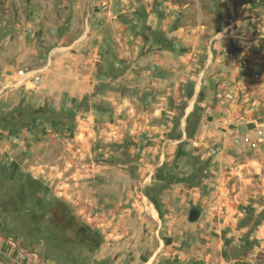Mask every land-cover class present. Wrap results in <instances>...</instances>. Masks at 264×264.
<instances>
[{
  "label": "rangeland",
  "instance_id": "374dc122",
  "mask_svg": "<svg viewBox=\"0 0 264 264\" xmlns=\"http://www.w3.org/2000/svg\"><path fill=\"white\" fill-rule=\"evenodd\" d=\"M157 20V30L190 38L158 88L159 96L174 89V98L154 113L149 95L133 98L149 79L139 73L149 67ZM240 50L254 53L253 62H240ZM231 58L247 65L243 85L256 101L252 118L222 134L207 96L218 65ZM122 63L132 65L125 74L117 72ZM142 108L154 114L135 130ZM182 185L191 189L190 211L177 207L171 221L156 205L144 264H220L215 255L223 264H264V0H0L2 235L43 264H143L133 260L134 246L113 241L135 236L141 198L146 211L149 200ZM194 193L224 195L225 205L236 203L235 193L248 199L235 229L221 231L222 247L211 244Z\"/></svg>",
  "mask_w": 264,
  "mask_h": 264
},
{
  "label": "crops",
  "instance_id": "0c3cea01",
  "mask_svg": "<svg viewBox=\"0 0 264 264\" xmlns=\"http://www.w3.org/2000/svg\"><path fill=\"white\" fill-rule=\"evenodd\" d=\"M152 24V23H151ZM158 20L155 23L153 21V24L150 26V32L151 35L154 34V38L152 37L150 39V44L146 45V51H147V57L146 60L149 67H144L141 69L140 75L148 73V81H144L142 87L138 88L139 92L138 94L133 98L136 102L145 103L146 97L149 95L150 103L153 107L154 113H157L159 108L158 102L165 103L166 101L171 100L174 98V89H172V92L168 91V94H162V96L158 95V88L163 81V78L168 75V70H173V56L174 54L178 53V49L181 50V53L184 55L186 53V50H188V41L190 38V35L188 32L179 31V30H173L170 27L164 28V31L162 32L158 29ZM148 32V31H146ZM161 32V35L158 36L157 34ZM159 39V40H158ZM188 40V41H187ZM176 43V44H175ZM102 46V45H101ZM99 49L93 48L94 55H97ZM248 50V49H247ZM239 59L240 62H247L249 60H252L255 58L254 53L247 52L246 55L241 56L242 51H239ZM219 53H223L222 51ZM249 53V54H248ZM257 59V58H256ZM235 58L230 60H223L220 62V65H218L217 70H219V73L215 75V80L212 79L215 83L213 85H210L208 88V96L207 100L212 103L213 110H214V118L215 122L217 121L219 123V131L222 134L229 133L230 127L233 126V124L236 125V122L239 118L247 121L253 116H251V112L254 110L252 107L253 101H256L255 94L253 90L250 88H247L244 86L245 82V72L247 71V65L245 64L243 67L238 63ZM129 66H132L129 64L127 66L126 63L118 64V73L125 74L126 70L128 71ZM137 68V67H136ZM135 69V68H134ZM218 72V71H217ZM244 73V74H243ZM117 74V73H116ZM121 74V76H122ZM108 75V73H107ZM105 75V80L110 83L114 82L115 85L118 80H120V76L114 79L113 77H107ZM122 79V78H121ZM97 80V77H93V82L89 83V85L95 86V82ZM172 87V85H171ZM170 89V88H169ZM171 90V89H170ZM88 91H90L88 87ZM252 91V92H251ZM108 96L107 93H104ZM120 93L115 92L112 94L113 98L119 97ZM82 93H77V96H81ZM104 98L106 96H103ZM110 98V97H109ZM96 99V98H95ZM137 111V110H135ZM154 113L147 112V110H144L142 108L141 110L137 111L136 118H134V129L137 130L141 128L142 126H145V122L143 119H146L149 116H152ZM113 114V112H110V115ZM124 115V114H123ZM109 116V115H108ZM213 118V119H214ZM114 124L112 123L111 127ZM118 128H121L118 125ZM124 128V127H123ZM222 148H225L228 146L230 148L229 144L226 145V143H222ZM232 150V148H230ZM221 155L222 152H221ZM226 156V155H225ZM222 157V156H221ZM226 158V157H225ZM258 158L252 157L253 164H251L252 168L256 166L254 162H257ZM221 160V159H220ZM221 177V176H220ZM183 186V185H182ZM182 188V189H181ZM181 192L172 193V196L169 195V191H165L162 194H160L155 202L152 200H149L152 207L147 209L145 211L142 203V198L140 199L139 205L134 206V217L135 223L138 225V230H136L135 236L133 238H123L119 239L118 241H113L114 244L118 245H124L126 246H134L135 249L133 256V260L135 262H141L145 263L149 261V257L145 258L147 256V248L150 245V241L147 239V235H149L152 231L150 230V227H154L156 224V218L158 214V210L156 205L161 208V205L163 210L165 212L164 216L167 218H171V221L174 217V211L177 209V207L180 209L181 214L186 213L189 206V200H191V189L185 188V186L181 187ZM246 194L248 193L250 196L253 194V191L251 188L246 189ZM222 193V192H221ZM195 197L192 198L193 204H196V202H200L201 209L194 210L195 213L197 212L199 219L202 218V224L205 227V230L209 233V238H212L211 244L217 246L223 245V237H221V231L223 229L228 228H234L236 225L235 223V217H237V211L239 208H242L247 203V198L244 197V195L241 197L238 193L233 194L232 196L229 195V198H232L234 202L232 204L225 205L224 201L226 196L220 195L218 197V201L216 203L214 197H202L200 194L194 193ZM239 195V197H238ZM144 198H147V196H143V193L141 195ZM202 202V203H201ZM205 202V203H203ZM216 203V204H215ZM154 207V208H153ZM215 207V208H214ZM187 208V209H186ZM196 209V208H195ZM234 211L235 215L231 212ZM149 215V216H148ZM183 216V215H182ZM225 219V220H224ZM126 221L130 220L129 217L125 218ZM124 219H121L119 222L121 225L125 224ZM207 220V221H205ZM107 221V220H105ZM170 221V220H169ZM182 224H184V218L181 219ZM215 230L218 231L220 234L216 237H212L210 231ZM208 239V236L206 237ZM214 241V242H212ZM116 242V243H115ZM138 247V248H136ZM125 250H127L125 248ZM129 249L128 252L130 251ZM101 249L97 250V253L100 254ZM124 251L123 257H127ZM97 258H102V255H96ZM217 257V262L220 264H223V257L219 255H215ZM0 264H43L41 263L39 255H37L35 252H30L29 250H24L22 247L21 242H18L17 240H12L10 238H5L2 233L0 232Z\"/></svg>",
  "mask_w": 264,
  "mask_h": 264
},
{
  "label": "built area",
  "instance_id": "2783aa9c",
  "mask_svg": "<svg viewBox=\"0 0 264 264\" xmlns=\"http://www.w3.org/2000/svg\"><path fill=\"white\" fill-rule=\"evenodd\" d=\"M19 74H20V76H23L25 78H29L30 80H33V82H35L38 79V75L33 73V71L28 70V69L20 70Z\"/></svg>",
  "mask_w": 264,
  "mask_h": 264
}]
</instances>
